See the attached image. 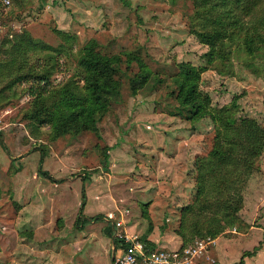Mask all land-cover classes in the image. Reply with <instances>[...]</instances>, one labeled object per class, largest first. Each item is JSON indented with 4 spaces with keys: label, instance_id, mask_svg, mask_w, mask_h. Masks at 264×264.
Listing matches in <instances>:
<instances>
[{
    "label": "rangeland",
    "instance_id": "obj_1",
    "mask_svg": "<svg viewBox=\"0 0 264 264\" xmlns=\"http://www.w3.org/2000/svg\"><path fill=\"white\" fill-rule=\"evenodd\" d=\"M191 13L189 0H10L0 7V45L10 46V35L23 30L50 45L59 65L51 76L56 90L70 78L82 85L77 60L86 44L121 60L128 52L136 55L124 74L115 77L119 95L95 119V131L75 126L71 118H58L62 110L54 113V129L43 124L33 130L24 116L30 105L24 94L0 108V264L69 263L71 250L64 242L74 231L83 237L82 229L67 220L69 212L81 214L80 226L93 217L103 222L108 212L144 218L150 225L148 204L165 198L162 221L176 225L179 207L193 199V160L210 149L216 114L263 130L262 145L241 190L236 212L241 222L224 230L234 228L236 234L251 227L249 246L263 247L264 50L249 55L233 49L227 58L207 56V47L188 32ZM42 57L32 55L31 61ZM181 62L205 67L197 90L208 96L209 107L193 118L186 117L175 98ZM139 65L150 77L131 94L128 78ZM22 85L16 91L27 86ZM16 152L21 155L14 156ZM23 164L31 167L30 173L16 175ZM34 167L52 180L38 173L43 183L29 189L25 185ZM204 238L194 236L186 244Z\"/></svg>",
    "mask_w": 264,
    "mask_h": 264
},
{
    "label": "trees",
    "instance_id": "obj_2",
    "mask_svg": "<svg viewBox=\"0 0 264 264\" xmlns=\"http://www.w3.org/2000/svg\"><path fill=\"white\" fill-rule=\"evenodd\" d=\"M189 1L192 13L188 32L207 47V56L216 53L227 58L233 49H240L249 55L264 50V0ZM8 40L13 41L10 46L0 45V108L12 99L27 95L30 105L24 116L33 130L43 124L52 125L54 129L58 126L57 119L65 116L73 119L75 126L95 131V119L107 103L119 95V82L115 77L124 74L130 62L136 59V55L130 52L122 60L117 55H100L93 51L95 44H86L77 60L78 67L83 71L80 78L82 85L70 78L56 90L51 76L59 71V65L57 57L52 54V47L25 30L13 32ZM41 53L43 57L40 60L31 61L32 55ZM204 69V66L194 67L185 62L178 65L175 98L187 118L208 110V96L197 90L199 74ZM149 77L150 71L139 65L136 73L128 78L131 94ZM25 83L26 87L16 91V87ZM57 110H62L63 114L55 118ZM212 120L214 132L210 149L193 160V199L178 209L174 232L181 239L179 248L187 245L186 242L194 236L214 238L224 233L226 228H238L237 224L241 221L236 212L242 202L241 190L262 145L263 130L258 125H236L222 114L213 115ZM102 157L105 168L107 147L103 148ZM38 173L52 180L45 171L38 169ZM80 194L81 209L82 189ZM82 220L79 213L75 218V227L79 228ZM139 240L148 250H153L152 245L142 238Z\"/></svg>",
    "mask_w": 264,
    "mask_h": 264
},
{
    "label": "crops",
    "instance_id": "obj_3",
    "mask_svg": "<svg viewBox=\"0 0 264 264\" xmlns=\"http://www.w3.org/2000/svg\"><path fill=\"white\" fill-rule=\"evenodd\" d=\"M12 149L15 151L16 147ZM30 154L32 155V153ZM19 155H21L19 152L14 154V156ZM12 158V156L8 157L7 163H10ZM30 171L31 167H29L28 164H23L15 174L19 176L21 172L30 173ZM33 171L34 173L31 175L33 177L29 178V182L25 185V187H29V189H31L32 184L38 183V185H40V183H43V178L38 175V169L34 167ZM33 194V197L36 196L35 192H33ZM37 198H35V200H38ZM30 203H33V199ZM166 204L167 201H165V198L159 199L158 203L150 202L148 204L145 211L147 212L150 225L147 224V220L144 218H128L126 217V213L117 212L116 214L113 212L106 213L104 215L106 219L103 220V222L93 221V219L90 220L85 226L82 225L83 228L80 226L83 237L80 233L74 231V233L68 236L69 239L64 242V245L71 250L70 255L72 257V260L65 264H112L113 258L119 252L117 241L114 243L112 240V235L115 231L124 233L128 236L135 235L139 239L142 238L146 243L152 245V249L154 250L162 248H179L181 246V239L174 232L177 224L172 225L170 222L164 223L165 221H162V217L166 215ZM109 215L112 217L109 218ZM75 216V212H69L67 220L70 224H74ZM175 218H178L177 214ZM40 219H42V217H40ZM168 220L169 219L166 218L167 222ZM149 226L150 231L147 232ZM31 230L33 235H39L38 230L35 228H31ZM251 230V227H249L245 232H237L235 234V230H229L217 235L212 238L213 243L210 252L201 256L198 261L194 260L190 264H239V261L241 262L240 264H264V244H262L263 247L256 250H254V248L257 247L258 244L249 246V235L252 232ZM259 233L264 235L262 229H259ZM143 235H145V238H143ZM148 248L150 249V246ZM250 248H252V251ZM77 251H80L78 255L73 256V253ZM247 251L249 254L246 253ZM62 262L61 264H64ZM55 263L51 260L46 264Z\"/></svg>",
    "mask_w": 264,
    "mask_h": 264
},
{
    "label": "built area",
    "instance_id": "obj_4",
    "mask_svg": "<svg viewBox=\"0 0 264 264\" xmlns=\"http://www.w3.org/2000/svg\"><path fill=\"white\" fill-rule=\"evenodd\" d=\"M10 0H0L2 7H7ZM2 126L0 125V130ZM112 217L109 215V218ZM232 228L230 231H234ZM112 240L117 241L119 252L113 258L112 264H190L196 258L210 252L212 238L198 239L191 245L177 249L148 250L135 235L113 232Z\"/></svg>",
    "mask_w": 264,
    "mask_h": 264
}]
</instances>
